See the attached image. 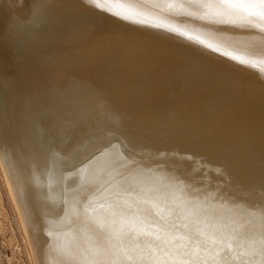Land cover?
<instances>
[{"label":"snow or ice","instance_id":"obj_1","mask_svg":"<svg viewBox=\"0 0 264 264\" xmlns=\"http://www.w3.org/2000/svg\"><path fill=\"white\" fill-rule=\"evenodd\" d=\"M52 3L36 0L31 14L12 26L15 33L44 30ZM83 3L264 73V0ZM147 4L169 15H149ZM228 29L254 31L241 37ZM258 80L264 97V74ZM6 88L0 82V92ZM0 137L9 173L22 165L33 187L46 188L47 235L55 238L58 264H264V155L257 190L254 180H237L235 149L211 139L200 145L207 156L145 151L127 114L82 81L29 105L23 127L5 106ZM53 214L58 218H48Z\"/></svg>","mask_w":264,"mask_h":264},{"label":"bare ground","instance_id":"obj_2","mask_svg":"<svg viewBox=\"0 0 264 264\" xmlns=\"http://www.w3.org/2000/svg\"><path fill=\"white\" fill-rule=\"evenodd\" d=\"M35 2L0 0V82L7 85L0 92V116L7 106L8 116L23 127L29 105L47 100L69 82H86L127 114L145 151L192 150L207 156L200 145L211 139L235 149L237 180H254L258 190L264 155V97L258 80L264 73L259 67L237 64L164 30L89 8L83 0H53L44 30L32 37L15 33L12 26L31 14ZM144 10L169 15L151 4ZM228 31L247 37L254 30ZM207 69L213 70L210 77L202 75ZM8 143L16 149L15 140ZM0 164L33 263L58 264L52 251L55 238L47 235L46 188L33 187L22 165L10 174L2 159Z\"/></svg>","mask_w":264,"mask_h":264},{"label":"rangeland","instance_id":"obj_3","mask_svg":"<svg viewBox=\"0 0 264 264\" xmlns=\"http://www.w3.org/2000/svg\"><path fill=\"white\" fill-rule=\"evenodd\" d=\"M0 264H34L25 229L0 164Z\"/></svg>","mask_w":264,"mask_h":264}]
</instances>
